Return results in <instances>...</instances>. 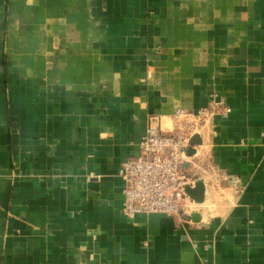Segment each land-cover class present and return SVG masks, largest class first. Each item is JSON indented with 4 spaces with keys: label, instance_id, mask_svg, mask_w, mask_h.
Listing matches in <instances>:
<instances>
[{
    "label": "crops",
    "instance_id": "crops-1",
    "mask_svg": "<svg viewBox=\"0 0 264 264\" xmlns=\"http://www.w3.org/2000/svg\"><path fill=\"white\" fill-rule=\"evenodd\" d=\"M220 97L199 221L126 217L148 126ZM0 264H264V0H0Z\"/></svg>",
    "mask_w": 264,
    "mask_h": 264
},
{
    "label": "built area",
    "instance_id": "built-area-1",
    "mask_svg": "<svg viewBox=\"0 0 264 264\" xmlns=\"http://www.w3.org/2000/svg\"><path fill=\"white\" fill-rule=\"evenodd\" d=\"M230 112L231 107L220 97L196 112L179 109L174 115L177 126L173 130L149 125L137 143V153L120 167L124 182L122 213L129 218L153 212L184 218L196 212L194 206L198 204L186 191L196 181L185 167L189 150L196 148L192 139L203 135L214 116Z\"/></svg>",
    "mask_w": 264,
    "mask_h": 264
},
{
    "label": "water",
    "instance_id": "water-1",
    "mask_svg": "<svg viewBox=\"0 0 264 264\" xmlns=\"http://www.w3.org/2000/svg\"><path fill=\"white\" fill-rule=\"evenodd\" d=\"M198 143H199V136L195 135L192 139V144H198ZM194 152H195L194 149H190L189 155L193 154ZM186 191L197 204L203 202L206 194V188L202 179L196 180L194 186H187ZM184 218L187 220L199 221L200 214L198 212H194L191 215H184Z\"/></svg>",
    "mask_w": 264,
    "mask_h": 264
},
{
    "label": "rangeland",
    "instance_id": "rangeland-1",
    "mask_svg": "<svg viewBox=\"0 0 264 264\" xmlns=\"http://www.w3.org/2000/svg\"><path fill=\"white\" fill-rule=\"evenodd\" d=\"M192 175V174H191ZM193 176V175H192ZM194 177V176H193ZM195 178V177H194ZM196 179V178H195ZM198 208V206H194V209H197Z\"/></svg>",
    "mask_w": 264,
    "mask_h": 264
}]
</instances>
